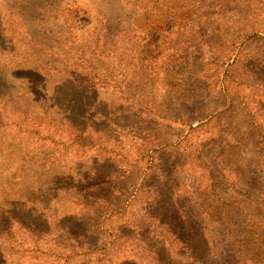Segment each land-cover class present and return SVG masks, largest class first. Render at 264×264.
<instances>
[{
	"label": "rangeland",
	"instance_id": "1",
	"mask_svg": "<svg viewBox=\"0 0 264 264\" xmlns=\"http://www.w3.org/2000/svg\"><path fill=\"white\" fill-rule=\"evenodd\" d=\"M0 264H264V0H0Z\"/></svg>",
	"mask_w": 264,
	"mask_h": 264
},
{
	"label": "trees",
	"instance_id": "2",
	"mask_svg": "<svg viewBox=\"0 0 264 264\" xmlns=\"http://www.w3.org/2000/svg\"><path fill=\"white\" fill-rule=\"evenodd\" d=\"M5 192V195H6V197L5 198H7V197H9L10 196V193L12 192V191H10V193L8 192V190H4L3 191V193Z\"/></svg>",
	"mask_w": 264,
	"mask_h": 264
}]
</instances>
